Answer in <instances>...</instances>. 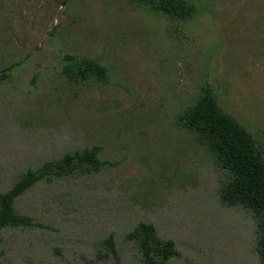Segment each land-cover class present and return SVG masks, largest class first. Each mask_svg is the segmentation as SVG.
<instances>
[{
  "label": "rangeland",
  "instance_id": "rangeland-1",
  "mask_svg": "<svg viewBox=\"0 0 264 264\" xmlns=\"http://www.w3.org/2000/svg\"><path fill=\"white\" fill-rule=\"evenodd\" d=\"M189 1L178 21L133 0H0V193L66 153L103 163L16 201L34 226L4 230L3 264H142L140 223L175 243L169 264H262L254 214L221 201L227 174L178 119L209 87L264 151V0ZM66 55L106 76L66 73Z\"/></svg>",
  "mask_w": 264,
  "mask_h": 264
},
{
  "label": "trees",
  "instance_id": "trees-1",
  "mask_svg": "<svg viewBox=\"0 0 264 264\" xmlns=\"http://www.w3.org/2000/svg\"><path fill=\"white\" fill-rule=\"evenodd\" d=\"M72 1L74 0H63V3L67 5ZM133 1L178 21H187L198 11L197 5L189 0ZM64 71L84 78L98 76L103 79L106 76V70L98 62L71 55L65 57ZM178 121L181 127L198 135V140L207 147L217 167L227 174V181L221 189V201L254 214L259 230L257 252L264 264L263 149L249 130L223 111L209 87L204 88L197 102L188 107ZM102 165L100 148L93 147L82 152L66 153L60 160L46 162L36 171L28 170L10 190L0 193V243L4 230L34 226L30 217L16 212L15 203L36 184L81 172H99ZM128 238L136 242L142 264H169L179 256L175 243L160 239L156 228L151 224L140 223ZM105 243L115 256L114 238L111 236ZM2 256L0 249V259ZM0 264H3L1 260Z\"/></svg>",
  "mask_w": 264,
  "mask_h": 264
}]
</instances>
